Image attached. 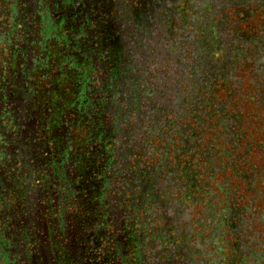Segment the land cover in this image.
Returning a JSON list of instances; mask_svg holds the SVG:
<instances>
[{
  "label": "flooded vegetation",
  "instance_id": "af4514ba",
  "mask_svg": "<svg viewBox=\"0 0 264 264\" xmlns=\"http://www.w3.org/2000/svg\"><path fill=\"white\" fill-rule=\"evenodd\" d=\"M0 264H264V0H0Z\"/></svg>",
  "mask_w": 264,
  "mask_h": 264
}]
</instances>
